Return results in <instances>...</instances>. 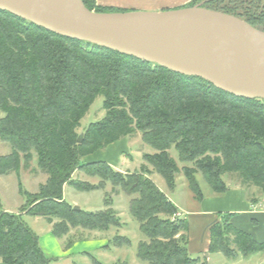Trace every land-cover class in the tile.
<instances>
[{"label":"trees","instance_id":"16d2710c","mask_svg":"<svg viewBox=\"0 0 264 264\" xmlns=\"http://www.w3.org/2000/svg\"><path fill=\"white\" fill-rule=\"evenodd\" d=\"M82 1L89 10L121 11L95 6L94 0ZM245 1L210 3L219 5L216 11L264 31V4L251 6ZM97 96L103 98L104 116L89 123L78 142L80 120ZM0 111V142L10 146L7 155H0V175L17 174L21 165L27 168L32 153L46 174L36 192L21 188L18 182L25 202L16 212L4 209L0 199L3 264H49L52 260L23 214L52 224L56 238L72 227L107 232L121 225L110 208L74 209L63 197L65 183L78 191L103 189L109 183L132 195L129 214L144 237L137 243L136 256L146 264H207L190 255L191 223L176 216L178 206L148 178L145 167L123 174L109 161L87 159L137 131L155 150L143 159L170 190L175 175L182 171L198 200L203 196L197 173L216 194L229 190L224 174H235L243 185H255L264 192L263 99L233 96L199 77L55 34L4 10H0ZM177 160L187 165L180 169ZM77 169L99 181L72 179ZM248 218L252 227L260 225L252 215ZM240 219L236 212L215 213L201 236L207 238L206 257L221 253L236 259L264 253V238L256 239L250 229L240 227ZM129 243L127 237L116 235L103 247Z\"/></svg>","mask_w":264,"mask_h":264},{"label":"water","instance_id":"95a60500","mask_svg":"<svg viewBox=\"0 0 264 264\" xmlns=\"http://www.w3.org/2000/svg\"><path fill=\"white\" fill-rule=\"evenodd\" d=\"M0 10L55 34L199 77L233 96L264 100V31L232 14L199 4L98 12L82 0H0Z\"/></svg>","mask_w":264,"mask_h":264},{"label":"rangeland","instance_id":"374dc122","mask_svg":"<svg viewBox=\"0 0 264 264\" xmlns=\"http://www.w3.org/2000/svg\"><path fill=\"white\" fill-rule=\"evenodd\" d=\"M94 1L95 6H99L96 0ZM212 1L214 0H197L196 2L204 8L216 11V7H219V5L210 3ZM250 1L246 0L245 2L251 6L257 5L258 7L264 4V0ZM119 10L122 11L123 9ZM102 99L101 96H97L80 120L77 132L81 135V132L89 123L97 121L104 116ZM2 115L3 113L0 111V118ZM9 152L10 146L7 143L0 142V155H7ZM154 152L153 148L144 143L141 132L137 131L103 150H98L88 156L87 159L109 161V164L115 170L123 174L139 172L142 171V167H145L148 170V178L178 206L181 217L188 218V221L191 222L188 245L189 253L192 257H199L202 262H207V264H264V253L262 252L250 254L247 257L238 255L236 259H228L221 253H208V257H206L204 250L205 237L202 238L206 231L205 225L213 218L212 215L206 221L209 214L202 212L204 209L228 207L230 205L228 203L235 202L233 200L238 198V194L241 195L242 193L244 201L248 203L255 199L256 202L253 203L252 208L260 210L262 209L260 201L264 197L262 189L255 185H243L235 174H224L222 179L229 190L226 193L216 194L210 191L201 179V175L197 173L203 197L201 200L195 199L188 189L187 181L182 171L175 175L173 190L166 186L162 176L143 159L144 154H152ZM169 153L176 160L175 151L170 149ZM176 162L180 169L182 166L187 165L178 160ZM71 176L72 179L87 181L91 184H96L99 181V178L89 177L78 169ZM45 179L46 174L37 167L36 156L32 153V158L27 168L21 165L17 174L10 172L7 175H0V199L3 208L16 212L20 205L25 202V198L18 190V182L21 184V188L29 192H36L39 184L43 183ZM62 188L63 197L67 202L89 211H101L110 208L116 212L121 225L119 227H111L107 232L72 227L65 236L56 238L51 231L47 230L49 227L45 220L35 223L31 216L22 215V219L37 235L42 236L44 232L50 236L51 245L45 241L43 242L44 248L49 255L45 253L52 259L49 264H146V262L139 260L136 256L137 243L143 240L144 237L138 229V223L129 214V199L132 195H127L119 188L113 189L109 183H106L103 189L99 188L91 191H78L66 183ZM56 221L54 220V222ZM49 226L52 227V224ZM43 228L44 230L41 231ZM116 235L127 237L130 243L104 248L103 245ZM99 241L102 243L99 244Z\"/></svg>","mask_w":264,"mask_h":264},{"label":"crops","instance_id":"0c3cea01","mask_svg":"<svg viewBox=\"0 0 264 264\" xmlns=\"http://www.w3.org/2000/svg\"><path fill=\"white\" fill-rule=\"evenodd\" d=\"M190 1H192V0H96V3L102 7L123 9L125 11L126 10H154V11H159V10H164V9L184 7ZM237 197H238L237 199L233 200L235 202L228 203V204H230L228 207H223V208H219V209H217V208L204 209L202 212H207L209 214V217L206 221H208L212 217V215L214 216V214L218 211L236 212L237 214H240L242 216V219H240V221H239L240 227H242L246 230L250 229V231L253 232L256 239L264 238V197H262V200L260 201L261 202L260 204L262 205V209H260V210H254L252 208L253 203H255V202L250 201L248 203V202L244 201V199L242 197V193H241V195L238 194ZM23 215H27V214H23ZM251 215L253 217H255L257 219L258 223L260 224V225H258V227H256V226L252 227L250 225V223L248 221V219H249L248 217H250ZM31 217L33 218V221L35 223L39 222L40 220H44L42 217H34V216H31ZM46 223L49 227V228H47V230L51 231V227L49 226L50 224L48 222H46ZM204 224H206V223H204ZM43 230H44V228L41 229V231H43ZM37 236H38L40 247L42 248L44 254L47 257H50V256H48L49 254L46 252V249L44 248V245H43L44 241L47 242V244L51 245L50 236L48 234H45L44 232H43L42 236H39V235H37ZM205 240H207V238ZM100 243H102V242L99 241V244ZM204 250H206V243H205ZM207 257H208V255H207ZM0 264H3V263L0 261Z\"/></svg>","mask_w":264,"mask_h":264},{"label":"built area","instance_id":"2783aa9c","mask_svg":"<svg viewBox=\"0 0 264 264\" xmlns=\"http://www.w3.org/2000/svg\"><path fill=\"white\" fill-rule=\"evenodd\" d=\"M180 215H181V213H177V214H176V216H180Z\"/></svg>","mask_w":264,"mask_h":264}]
</instances>
